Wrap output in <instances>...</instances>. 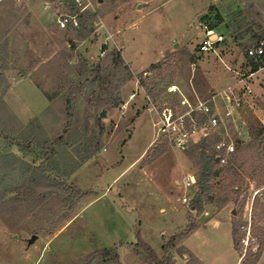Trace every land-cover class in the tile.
<instances>
[{
    "label": "rangeland",
    "instance_id": "374dc122",
    "mask_svg": "<svg viewBox=\"0 0 264 264\" xmlns=\"http://www.w3.org/2000/svg\"><path fill=\"white\" fill-rule=\"evenodd\" d=\"M74 3L0 0V166L7 167L0 170V264H83L90 253L111 247L122 264H151L137 254L138 242L164 258L163 244L186 231L188 223L197 226L169 246L173 264H254L264 237V134L259 132L264 66L253 71L246 48L264 37V0H91L85 10L91 13L80 18L77 28H62L54 9L72 13ZM86 18L92 32L82 38L76 29ZM204 21L215 25L225 41L200 53ZM114 50H120L132 72L121 88L123 102L136 87L135 75L151 70L142 80L155 102L182 108V99L193 105L211 100L223 114L224 92L254 72L247 78L253 93L211 134L214 140L232 141L237 160L222 165L211 181L214 191L200 206L193 202L197 186L180 184L187 172L198 173L192 145L181 149L158 136L156 113L144 91L124 111L119 105L105 117L96 98L81 101L85 125L92 128L97 115L103 119V147L66 175L76 165L72 160H80V142L70 146L64 130L71 82L79 79L82 59L104 65ZM172 83L180 91L170 93ZM16 136L34 152L14 144ZM52 147L59 151L61 171L47 168L52 186L37 194L27 187L31 171L42 161L50 163L42 152L51 156ZM12 161L13 169L8 167ZM70 184L87 193L65 213ZM185 193L191 196L187 205L181 200ZM227 197L231 200L224 203ZM229 221L232 229L233 223L240 225L242 250L234 246ZM249 230L245 248L242 239ZM33 235L38 237L29 243ZM94 264L116 263L108 258ZM257 264H264V248Z\"/></svg>",
    "mask_w": 264,
    "mask_h": 264
},
{
    "label": "trees",
    "instance_id": "16d2710c",
    "mask_svg": "<svg viewBox=\"0 0 264 264\" xmlns=\"http://www.w3.org/2000/svg\"><path fill=\"white\" fill-rule=\"evenodd\" d=\"M71 9L74 12L77 10L76 7L73 6ZM90 13V11H84L82 12L81 17H86ZM91 15L93 16L94 14ZM76 30L82 38L88 37L90 35L92 29H89L88 27L87 18L81 22V29ZM250 60L254 63L253 71L259 70L261 65L259 63L254 62L251 58ZM78 74L79 79L77 81L71 82V87L68 90V94L66 97V114L68 116V120L64 130L65 133L69 134L68 136L71 137L69 143L70 146H73L76 142H80L81 148H79V145L78 149H76V154L80 157V160L77 161V159L75 158L72 160L76 163V165L72 167L71 170H69V173L68 171L66 172L67 176L77 170L84 162L96 155L99 150H101V148L103 147V137L105 133V124L103 122V119L99 115H97L95 118V125L92 128L89 127V122H87L85 125L83 121H81V101L83 99H86L87 101H92L96 98V106L100 111H102L104 108H106L108 111L111 108L117 107L123 102L121 88L126 83V81H128L132 77V72L129 68V65L124 60L120 50H114L111 53L109 61L105 62L104 65L102 63L91 65L86 59H82L78 67ZM47 97L51 100L53 99L51 95H48ZM87 132H90V135H87ZM259 132L261 134H264V125L263 129ZM0 134L2 135L1 129ZM63 139V136H60L58 138L59 141ZM220 139L221 138L214 140L212 139V136L209 135L203 137L199 142L194 143L191 146V154L192 156L198 158L197 162L199 165L197 173L198 180L196 184L198 190L196 196L193 199V202L197 207L202 204L203 198L205 196H208L214 191V186L212 185L211 181L215 177L220 175L222 171L223 164L218 160L219 152L215 148V143ZM13 140V143L17 146H20L22 151L26 153L34 152L31 144H26L23 138L16 136L13 138ZM30 141H33V137H31ZM41 147L42 150L45 148L43 145ZM51 150V156L48 155L47 152H42L46 157L47 161H50V163L42 161L39 167L31 171V185H28L27 187H29L30 191L35 192L37 194L40 193V188H47L52 186L51 184L53 182L54 177H52L51 175H46L47 168L51 167L52 171L53 169H55L57 172L61 171L60 165L56 163V157L59 154V151L53 147ZM236 160L237 157L234 151L231 154L228 162L226 163V166H230V164H232L233 161ZM10 163L11 164H9L10 166L8 167L11 169L15 168L16 162L12 161ZM53 163L54 167L52 166ZM2 168L7 167L0 166V170H6ZM69 186L71 188V194H69L67 202L65 203L63 208L65 213L72 210L75 204L80 201L82 196L87 193V191L75 186L74 184H70ZM50 192L48 191V193ZM2 197L3 196H0V198ZM228 200L231 199L227 197L224 203H226ZM196 226V224L192 225L191 223H188L186 231L182 233L180 232L173 234L169 238L168 242L163 244V249L166 254L164 258H160L154 251V249L142 240H140L137 244V254L149 261L151 264H173L174 255L170 254L169 246H174L178 238H182L185 233L192 232ZM240 231V225L238 223H233L232 235L236 250H242V236L240 235ZM258 246V251L254 253V264H257L261 252L264 248V237L259 241ZM182 252L183 251H181V253ZM108 258L116 264H122L120 261V255L118 250L112 247L105 248L102 251H94L90 253L85 258L83 264H94L97 261H105Z\"/></svg>",
    "mask_w": 264,
    "mask_h": 264
},
{
    "label": "built area",
    "instance_id": "2783aa9c",
    "mask_svg": "<svg viewBox=\"0 0 264 264\" xmlns=\"http://www.w3.org/2000/svg\"><path fill=\"white\" fill-rule=\"evenodd\" d=\"M74 2L73 7H77L75 12L59 13L57 9H54L55 18L62 28L78 27L82 12L89 8L91 4V0H74ZM202 33L203 37L197 45V50L200 53L213 50L225 41L224 34L219 32L217 27L209 21L202 22ZM247 56L254 62L259 63L260 67L264 66V37L256 39L247 48ZM150 74H152L151 70H144L141 74L135 75L136 87L120 107L124 111L129 103L138 97L140 91H144V97L150 104L149 109H154L156 113L155 126L158 136L168 138L181 149H187L203 137L211 135L213 130L221 125V121L223 122L225 119L232 117L234 109L242 107L247 97L253 93V87L247 80L254 74V72H251L248 76H241L235 87H229L230 91L224 92L225 109L223 114L218 111L211 100L200 101L198 104L193 105L186 98L181 100L183 107L179 108L169 102L164 104L155 102V97L151 91L145 88L142 80L143 77ZM168 91L173 94L180 91V88L172 83L168 86ZM215 148L219 152L218 158L222 164H226L231 154L236 150L234 143L226 138L218 140L215 143ZM197 180V174L189 171L184 175L180 184L184 188H192L196 186ZM181 200L183 204L187 205L191 202V196L185 193ZM242 243L245 248L249 247L250 230L242 239Z\"/></svg>",
    "mask_w": 264,
    "mask_h": 264
},
{
    "label": "crops",
    "instance_id": "0c3cea01",
    "mask_svg": "<svg viewBox=\"0 0 264 264\" xmlns=\"http://www.w3.org/2000/svg\"><path fill=\"white\" fill-rule=\"evenodd\" d=\"M256 74V73H255ZM215 221V220H214ZM214 221H212V222H214ZM218 222H220V220H217ZM230 222V226H231V235H232V231H233V229H232V223H231V221H229ZM220 223H222V222H220ZM208 225H211V220L208 222V223H205L204 225H202V226H199L192 234H194V233H198L200 230H202L203 228H205V227H207ZM232 240H233V235H232ZM233 243H234V241H233ZM185 244H186V241H185ZM196 255H197V253H196ZM201 259V258H200ZM202 260V259H201ZM240 260H241V258H240Z\"/></svg>",
    "mask_w": 264,
    "mask_h": 264
},
{
    "label": "water",
    "instance_id": "95a60500",
    "mask_svg": "<svg viewBox=\"0 0 264 264\" xmlns=\"http://www.w3.org/2000/svg\"><path fill=\"white\" fill-rule=\"evenodd\" d=\"M102 117H105L107 115V109L104 108L102 111H101V114H100ZM219 160V158H218ZM233 213H236V210L234 209L233 210ZM37 235H33L30 240H29V243H33L36 239H37Z\"/></svg>",
    "mask_w": 264,
    "mask_h": 264
}]
</instances>
